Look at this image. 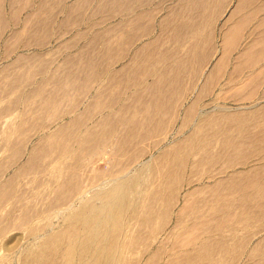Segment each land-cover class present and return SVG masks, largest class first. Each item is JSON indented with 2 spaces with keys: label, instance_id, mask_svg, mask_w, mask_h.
Instances as JSON below:
<instances>
[{
  "label": "bare ground",
  "instance_id": "6f19581e",
  "mask_svg": "<svg viewBox=\"0 0 264 264\" xmlns=\"http://www.w3.org/2000/svg\"><path fill=\"white\" fill-rule=\"evenodd\" d=\"M26 2L10 0L7 12L18 16ZM26 75L0 67V242L11 228L28 237L22 246L6 241L2 263L264 264L259 121L230 114L237 109L229 106L203 114L188 108L182 121L156 120L154 133L137 125L130 152L118 130L111 168L95 171L97 138L14 134L56 122L35 120L51 115L57 96L42 88L26 94ZM83 180L93 186L80 190Z\"/></svg>",
  "mask_w": 264,
  "mask_h": 264
},
{
  "label": "crops",
  "instance_id": "0c3cea01",
  "mask_svg": "<svg viewBox=\"0 0 264 264\" xmlns=\"http://www.w3.org/2000/svg\"><path fill=\"white\" fill-rule=\"evenodd\" d=\"M9 8L0 67L26 71V94L57 96L51 115L35 118L56 122L14 134L88 135L95 156L120 129L133 151L137 125L154 133L156 120L182 121L188 108L244 107L230 114L264 126V0H27L16 17Z\"/></svg>",
  "mask_w": 264,
  "mask_h": 264
},
{
  "label": "rangeland",
  "instance_id": "374dc122",
  "mask_svg": "<svg viewBox=\"0 0 264 264\" xmlns=\"http://www.w3.org/2000/svg\"><path fill=\"white\" fill-rule=\"evenodd\" d=\"M16 27L14 26V25H12L11 27H10V29L6 32V34H5V36H8V35H10V33L15 29ZM0 51L2 52L3 50H2V48L0 49ZM17 53H18V51H17ZM13 59V57H11V59L10 60H12ZM8 62V60H3L1 57H0V66H3L4 64H6ZM209 107H212V106H209ZM218 106H215V109H214V111H219V109H220V107L222 108V107H224V106H219L218 108H217ZM225 107H227V106H225ZM231 109H233V107H231V106H229ZM228 107V108H229ZM211 111V110H210ZM231 111H233V112H236L237 110H231ZM72 116V114H70V115H67L66 116V118L67 119H64V120H62V121H69V117H71ZM91 124V123H90ZM174 132H175V130H174V127L173 128H170L169 129V132H166L167 134H169V136L170 137H168V141L165 143L166 145H169L170 143H171V141H173L174 139H175V136L173 135L174 134ZM38 138V137H37ZM158 138H162L161 137V135H160V137L158 136ZM36 139V138H35ZM158 140V139H157ZM170 140V141H169ZM163 145V146H165L166 147V145ZM155 153V152H154ZM112 154H114L113 153V151L111 150V148H108V150H105V149H103V151L100 153V154H97V155H95L94 157H93V163H91V169H93V170H97V171H107V170H109L110 168H111V166H110V160H112V158L115 156V155H112ZM252 161V160H251ZM254 161V162H253ZM252 162H250L249 163V165L248 166H252V165H254L255 164V162H256V160L254 159ZM257 163V162H256ZM96 164V165H95ZM95 165V166H94ZM94 167V168H93ZM241 167V165L239 166V168ZM89 172H91V171H89ZM111 176V175H110ZM88 184H86V185H84V189L85 190H88V189H90L93 185H90V186H87ZM184 190L182 191V193H184V191H186L187 189H188V187L186 188H183ZM61 220L62 219H60V221H58L57 219H54V221H56V222H61ZM3 239V238H2ZM24 239V240H23ZM11 240H13L12 241V243L13 244H17L18 246H22V245H25L26 243H27V241H28V237H27V235H26V233L25 232H23V229H16V228H11L10 229V231L8 232V234H7V236L5 237V239H3L2 240V242H0V264L3 262V260H1L3 257H4V255L6 254V253H8V249L4 246L5 245V242L7 241H11ZM2 251V252H1ZM6 253H5V252ZM3 256V257H2ZM16 262V263H15ZM18 264V260H16V259H14L12 262H11V264ZM2 264H4V263H2Z\"/></svg>",
  "mask_w": 264,
  "mask_h": 264
}]
</instances>
